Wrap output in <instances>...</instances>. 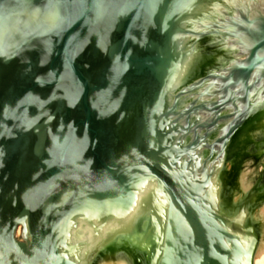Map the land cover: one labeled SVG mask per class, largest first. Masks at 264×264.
I'll return each instance as SVG.
<instances>
[{
  "label": "water",
  "instance_id": "obj_1",
  "mask_svg": "<svg viewBox=\"0 0 264 264\" xmlns=\"http://www.w3.org/2000/svg\"><path fill=\"white\" fill-rule=\"evenodd\" d=\"M263 119L264 0H0V264H251Z\"/></svg>",
  "mask_w": 264,
  "mask_h": 264
},
{
  "label": "rangeland",
  "instance_id": "obj_2",
  "mask_svg": "<svg viewBox=\"0 0 264 264\" xmlns=\"http://www.w3.org/2000/svg\"><path fill=\"white\" fill-rule=\"evenodd\" d=\"M206 57H207L206 52L199 51L198 55L196 56L190 67V70L187 74V79L193 77L198 73L203 72L202 67L206 65ZM190 59L191 56L188 62L190 61ZM235 155L236 157L234 159L232 157L230 160H228L225 163L228 171L230 172L233 180L235 181L233 193L231 197L233 206L236 205L243 197H245L248 194V192L251 190L253 185L259 179L258 182L259 200L250 217V224L257 225V235L260 237L259 242L253 252L255 253L262 238L261 212L264 206V162H262L264 160V119L255 124V126L253 127V129L249 134L248 142ZM260 161L263 163L262 165H260ZM250 163L252 166L249 169V171H251L249 178H253L252 184L247 191L243 192L239 187V177L245 165Z\"/></svg>",
  "mask_w": 264,
  "mask_h": 264
},
{
  "label": "bare ground",
  "instance_id": "obj_3",
  "mask_svg": "<svg viewBox=\"0 0 264 264\" xmlns=\"http://www.w3.org/2000/svg\"><path fill=\"white\" fill-rule=\"evenodd\" d=\"M190 56L191 55H189L187 57V59L183 62L180 69L176 73L174 81L172 83L173 88L177 87L179 85V83L182 79V76L185 72L186 64H187ZM215 66H217V65H215ZM251 166H252L251 163L246 164L243 171L240 174V177H239V187L243 192L247 191L252 184L253 178H249V175L251 174L250 173L251 171H249V169L251 168ZM261 217H262V220H261L262 238H261V241H260L255 253H253L251 264H264V206L262 208ZM100 264H132V263L127 258V256H125L123 253H118L116 255H113L111 257L103 259Z\"/></svg>",
  "mask_w": 264,
  "mask_h": 264
},
{
  "label": "flooded vegetation",
  "instance_id": "obj_4",
  "mask_svg": "<svg viewBox=\"0 0 264 264\" xmlns=\"http://www.w3.org/2000/svg\"><path fill=\"white\" fill-rule=\"evenodd\" d=\"M130 1V0H129ZM35 26L34 27H37L39 24H34ZM38 28V27H37ZM40 28L39 30L36 31L35 35L37 36L36 40H41L40 38L41 37H38L39 33L38 31L40 32ZM11 39V43L14 42L12 38ZM40 42V41H39ZM206 65L202 67V71L205 72H209L217 67H220L221 65L224 64L225 62V54L223 52V50L215 45V43H210L208 45V49H207V52H206ZM217 65V66H215ZM202 72V73H203ZM197 73V72H196ZM262 117V113L260 111V109L254 111L249 117L248 119L243 123V125L238 129V131L235 133L234 137L232 138L231 142L229 143L228 145V148H227V153H226V157H230L231 156V148H232V145L235 143L236 141V138L240 136V134L242 133V131L248 126V124H251L252 122L256 121L258 118H261ZM165 126H162L161 125V128L164 129ZM240 147V146H239ZM236 157V155H233V159Z\"/></svg>",
  "mask_w": 264,
  "mask_h": 264
}]
</instances>
